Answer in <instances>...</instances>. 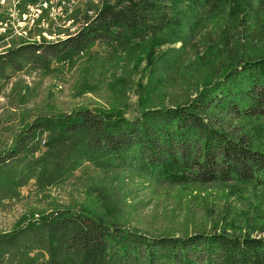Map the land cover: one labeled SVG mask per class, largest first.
Returning a JSON list of instances; mask_svg holds the SVG:
<instances>
[{"label":"rangeland","instance_id":"rangeland-1","mask_svg":"<svg viewBox=\"0 0 264 264\" xmlns=\"http://www.w3.org/2000/svg\"><path fill=\"white\" fill-rule=\"evenodd\" d=\"M105 1L0 0V53L28 42L66 38ZM171 32L95 42L45 68H7L0 77V154L23 146L19 159L0 171V264H73L60 254L58 240H38L26 225L44 214L57 217L66 211H92L149 236L188 235L220 226L264 235V187L234 180L158 183L128 167L97 165L80 153L84 134H68L57 121L84 107L134 117L146 107L193 99L216 77L226 55L218 39L212 38L209 46L193 45L194 40L168 67L160 57L182 46L165 41ZM156 37L164 41L153 47ZM247 47L251 55L264 51V36ZM152 54L157 67L148 58ZM238 123L254 144L264 146L262 119ZM18 236L24 238L14 248L8 246Z\"/></svg>","mask_w":264,"mask_h":264},{"label":"trees","instance_id":"trees-1","mask_svg":"<svg viewBox=\"0 0 264 264\" xmlns=\"http://www.w3.org/2000/svg\"><path fill=\"white\" fill-rule=\"evenodd\" d=\"M263 17L264 0H106L66 38L28 42L0 53V77L7 68H45L95 42L144 38L162 30L172 31L165 41L182 43L160 57L170 67L189 42L209 46L212 38L218 39L226 55L222 71L187 103L146 107L134 117L84 107L57 121L68 134H84L80 153L97 165L128 167L158 183L234 180L263 188L264 146L254 144L238 123L264 121V51L251 55L247 47L264 36ZM162 41L156 37L153 47ZM152 56L148 58L157 67ZM21 149L0 154V171L19 159ZM58 214H44L26 225L38 240H58L60 254L73 264H264V235L252 232L220 226L188 235L149 236L92 211ZM23 238L12 237L7 244L14 248Z\"/></svg>","mask_w":264,"mask_h":264}]
</instances>
